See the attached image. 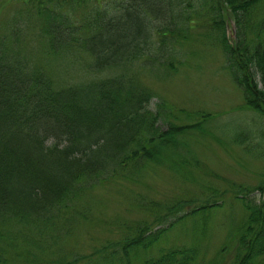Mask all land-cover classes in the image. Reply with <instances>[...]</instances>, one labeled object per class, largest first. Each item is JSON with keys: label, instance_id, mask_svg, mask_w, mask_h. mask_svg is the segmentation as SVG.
<instances>
[{"label": "trees", "instance_id": "1", "mask_svg": "<svg viewBox=\"0 0 264 264\" xmlns=\"http://www.w3.org/2000/svg\"><path fill=\"white\" fill-rule=\"evenodd\" d=\"M262 1L99 0L76 17L67 10L73 0L67 8L62 0H0L3 6L21 2L0 32V264L20 247L38 249L42 242L34 237L64 230L67 211L75 212L100 181L138 179L152 164L207 175L194 141L181 136L184 127L168 120L165 130L158 126L161 117L170 120V106L160 102L149 110L155 94L139 73L176 70L182 64L177 37L188 40L197 24L217 32L244 105L264 114V12L254 16ZM195 4L206 17L196 20ZM227 19L235 24L231 39L220 28ZM81 62L89 75L66 80ZM197 115L192 127L205 121L204 113ZM239 135L234 140L244 144L247 133ZM241 148L256 155L249 145ZM226 195L242 212L229 236L235 243H226L231 264H264V179L253 186L231 181L204 198L165 205L118 242L122 256L128 263L134 251L147 255L176 223L190 219L204 228ZM112 256L97 262L110 264ZM197 256L195 244H179L158 247L141 264H197ZM52 264L72 263L58 258Z\"/></svg>", "mask_w": 264, "mask_h": 264}, {"label": "rangeland", "instance_id": "2", "mask_svg": "<svg viewBox=\"0 0 264 264\" xmlns=\"http://www.w3.org/2000/svg\"><path fill=\"white\" fill-rule=\"evenodd\" d=\"M98 1L73 0L68 8L67 0L62 3L77 17L83 14L85 5L98 4ZM3 4L0 3V32L21 2L15 6ZM109 8H113L112 4ZM257 9L256 19L264 12V1L257 5ZM192 12L196 20L206 17L202 6L195 4ZM222 27L226 35L233 38L234 21L227 19ZM194 28L188 40L177 37L179 46L175 49L180 53L182 64H178L176 70L158 75L157 71L140 72L139 76L140 82L155 94L148 105L151 112L156 111V104L160 102L170 106V120L161 117L158 126L165 130L168 120L184 127L180 129L184 133L181 136L194 141L195 152L208 165L205 166V172L209 171L207 175L202 176L193 167H182L174 172L168 165L152 164L141 172L138 179L100 181L86 193L89 194L86 198L77 203L75 212L73 209L67 211L70 221L64 230L56 233L54 238L51 232L34 237L42 243L32 252L28 247H20L6 253L5 264H52L58 258L72 264H98L100 256L106 253H113L110 264H141L143 259L154 256L158 247L179 244L197 246V264H231L232 252L226 243L228 240L229 244L233 243L234 239L229 236L239 225L238 216L242 212L240 205L229 195L224 196L223 207L212 211L204 228L192 226L190 219L176 223L147 255L134 251L135 256L127 263L118 246L126 234H134L136 226L144 220L149 222L152 214L162 211L165 205L174 204L177 199L204 198L213 189L226 188L231 181L253 186L264 179V114L244 105L241 92L227 70L216 39L217 32L215 34L197 24ZM175 56L179 59L177 54ZM88 75L81 62L78 72L70 70L64 78L76 81ZM198 111L206 116L205 121L197 124L199 129H205L206 134L195 131L197 125L192 127L197 123ZM239 126L242 127L240 131L247 133L244 144L234 140V134L240 136ZM240 145H249L255 149L256 155L243 151ZM254 195L258 197L257 192ZM148 201H155L156 206Z\"/></svg>", "mask_w": 264, "mask_h": 264}]
</instances>
